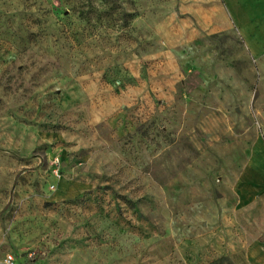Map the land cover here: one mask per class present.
I'll use <instances>...</instances> for the list:
<instances>
[{"label":"rangeland","instance_id":"rangeland-1","mask_svg":"<svg viewBox=\"0 0 264 264\" xmlns=\"http://www.w3.org/2000/svg\"><path fill=\"white\" fill-rule=\"evenodd\" d=\"M178 7L0 0V264H264V56Z\"/></svg>","mask_w":264,"mask_h":264},{"label":"crops","instance_id":"crops-1","mask_svg":"<svg viewBox=\"0 0 264 264\" xmlns=\"http://www.w3.org/2000/svg\"><path fill=\"white\" fill-rule=\"evenodd\" d=\"M244 1L238 6L237 0H179L178 9L166 16L168 45L183 46L205 35L228 32L236 26L247 49L253 55L264 56V50L255 46L256 37L249 30L254 19L253 0Z\"/></svg>","mask_w":264,"mask_h":264},{"label":"built area","instance_id":"built-area-1","mask_svg":"<svg viewBox=\"0 0 264 264\" xmlns=\"http://www.w3.org/2000/svg\"><path fill=\"white\" fill-rule=\"evenodd\" d=\"M13 261V256L11 254L7 255L5 258H4V261L3 263L4 264H11Z\"/></svg>","mask_w":264,"mask_h":264}]
</instances>
